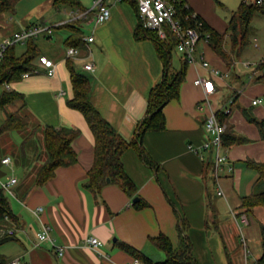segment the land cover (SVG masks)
<instances>
[{"label": "crops", "instance_id": "0c3cea01", "mask_svg": "<svg viewBox=\"0 0 264 264\" xmlns=\"http://www.w3.org/2000/svg\"><path fill=\"white\" fill-rule=\"evenodd\" d=\"M183 1L211 27L227 35L229 24L225 30H219L209 20L204 0ZM105 2L111 9L110 18L101 24L95 23L92 13L85 18L90 32L84 35L85 44L78 47L81 55L72 59L79 72L82 69L89 73L85 76L91 81L94 106L126 140L131 141L147 113L151 89L163 79V63L151 39L135 36L139 22L135 5L129 0ZM39 4V8L34 6L25 14L0 15V47L17 31L37 25L55 27L72 21L73 12L84 5L83 0H43ZM52 6L57 13L51 15V21H33L35 15L41 18L42 11ZM55 33L53 30L49 36L37 37L36 44L40 55L54 60L56 73L47 75L37 58L29 77L6 84L8 90H15L22 96L8 108L10 112L20 110L31 117V126L24 133L28 135L33 127H38L39 137L35 134L34 138L39 141L43 137L41 128L46 126L78 129L79 134L72 142L78 161L57 168L52 179L36 186V172L46 159V153L41 149L38 155L33 147H25V134L19 132L18 150L13 154L6 149L11 144L1 142V139L9 140L10 132L0 135L4 149L0 150V181H7L12 175L17 177V183L7 192L15 198L11 205L21 222L15 231L16 239L10 241L17 247L15 255L3 253L1 259L10 262L20 258L22 264H131L136 258L123 250L120 243L124 242L160 263L167 255L154 238L166 234L175 247L188 240L199 264H234L223 218L230 212L238 225L241 224L242 199L259 187L260 174L251 164H264V139L251 118L264 119V78L260 79L264 75V52L255 69L249 70L252 63L246 61V68L243 64L244 67L240 66L234 49L230 52L225 47L228 58H222L210 42L198 44L196 56L198 60L207 59L209 66L204 67L200 61L188 65L179 98L171 100L163 109L165 128L149 131L143 138L156 168L150 167L133 147L123 154L125 171L138 187L137 197L150 204L138 209L133 204L134 199L118 183L108 182L98 199L85 187L95 158V137L84 115L68 104L74 96L67 65L66 39L70 31L62 28ZM91 34L95 41L87 42L85 37ZM239 46L236 49L241 53L245 47ZM25 51L26 46L22 53ZM89 61L95 63L93 71L84 68ZM181 64L182 56L179 69ZM213 69L221 74H214ZM198 76L211 78L216 90L207 95L204 88L194 82ZM220 110L229 113L233 134L244 139L224 149L228 157L220 171L224 196L217 194L216 186L205 176V163L214 161V153L200 149L209 138L205 126L208 116ZM6 156L11 157V166L2 163ZM210 192L213 196L211 206ZM39 206L44 209L36 215L35 209ZM184 218L188 223L186 234L180 231ZM43 223L51 227L55 243L65 246L63 256H58L49 242L37 244L36 234ZM91 235L101 239L103 245L97 249L90 247L86 238Z\"/></svg>", "mask_w": 264, "mask_h": 264}, {"label": "trees", "instance_id": "16d2710c", "mask_svg": "<svg viewBox=\"0 0 264 264\" xmlns=\"http://www.w3.org/2000/svg\"><path fill=\"white\" fill-rule=\"evenodd\" d=\"M20 0H0V15L3 13L16 12V5ZM131 1L136 8L138 14V5L135 0ZM179 17L186 26H196V23H202V30L211 33L210 46L222 58H228L225 51L226 33H220L211 27L202 17L197 14L196 18L191 17L194 10L185 4L183 0L176 1ZM81 10H87L84 5L79 7ZM260 11L264 13V6L257 4L241 3L238 10L229 22V30H232L233 49L237 46L240 48L250 43L249 28L253 20L254 14ZM139 19V16H138ZM85 19H76L67 21L57 27L68 28L70 31L66 39L68 47H79L85 44V32L82 28ZM239 34H241L240 38ZM137 39H151L157 49L158 55L163 63V79L157 83L150 91L148 97V108L145 117L139 122L136 136L133 140H126L117 129L100 113L91 100V81L76 69L72 58L67 59V65L71 71L74 96L68 100L70 107L79 110L87 120L94 137H95V158L92 167L88 171L87 182L85 187L95 194L97 199L101 195V191L108 184L107 178L111 182L118 183L122 189L133 199L137 198L138 187L129 174L125 171L123 164V154L131 147L137 150L139 156L150 166L156 168V163L148 154L143 138L149 131H160L165 128V115L163 109L171 100L179 98L180 88L185 80L189 63L182 57V64L178 71L171 73L172 53L176 49L177 38L170 33L168 38L162 39L157 32L144 28L143 23L139 19L137 30L135 32ZM24 44L26 51L22 54L17 53V46ZM40 51L36 44V38L31 37L25 43H15L8 46L0 58V111L6 115L4 122L0 125V135L7 132H22L31 126V117L22 113L20 110L15 112L9 111V106L22 96L15 90H8L6 84L17 81L23 77L26 72H33L35 68V60L39 57ZM264 67V63L262 64ZM261 66V67H262ZM264 78V75L260 77ZM218 118L222 124H225L226 130L223 134V145L229 147L237 141L244 139L238 138L233 134L232 127L228 122L229 113L224 110L217 112ZM255 122L264 139V119L258 120L251 118ZM38 127L32 128V133L24 135L25 147L35 150L40 155L41 149L46 153V159L39 166L36 172V186L43 185L52 179L56 170L62 166H71L78 161L77 153L72 147L73 140L78 136L79 130L75 128H56L54 126H46L41 128L42 138L40 141L34 138ZM251 167L255 168L260 176L259 188L249 196L242 199L241 207L243 213L248 215L254 214L259 207H264V164L252 163ZM214 163L208 160L205 163L206 178L215 185L213 176ZM212 193H209V205L211 206ZM138 209L149 206L150 204L143 198H139L133 202ZM249 224V222H248ZM247 224V225H248ZM21 222L18 215L13 211L11 199L5 188L0 184V246L4 243L16 239V229L20 228ZM13 230V234L9 231ZM188 223L186 219L181 220L180 231L187 233ZM262 235V254L254 264H264V224L261 225ZM187 239V238H186ZM156 245L162 249L167 259L160 263L153 262L149 257L137 250L133 246L121 242L120 245L129 254L134 256L144 264H199L192 254L191 243L183 241L179 247H175L171 239L166 234H160L154 238ZM6 258L0 260V264H8Z\"/></svg>", "mask_w": 264, "mask_h": 264}, {"label": "built area", "instance_id": "2783aa9c", "mask_svg": "<svg viewBox=\"0 0 264 264\" xmlns=\"http://www.w3.org/2000/svg\"><path fill=\"white\" fill-rule=\"evenodd\" d=\"M135 1L138 5V16L143 23L144 28L157 32L159 37L162 39L168 38L170 33L174 34L177 38L176 49L189 64H194L200 61L204 67L209 66V61L207 59L202 57L200 60H198L196 54L197 46L201 41L210 42L211 33L202 30L201 22L196 23V26H186L183 20L179 17L176 4L177 0ZM244 3L264 6V0H244ZM91 13H94L95 15V23L101 24L110 18L111 9L105 0H95L91 10L87 9L74 11L73 18L71 20L85 19ZM191 17L196 18L197 14L194 12ZM53 30V26L37 25L15 32L12 36L6 38L1 44L0 58L8 46L15 43H25L31 37L37 38L41 35L49 36L52 34ZM85 40L87 42H94V34L88 35L85 37ZM79 55H81L80 48L68 47L67 57L72 58ZM38 63L41 65V67L46 69L47 75L53 76L56 73L57 66L53 59L45 55H40L38 57ZM84 68L93 71L95 69V63L93 61H89L84 64ZM213 73L217 75L221 74L218 69H213ZM30 75L31 74L29 72H26L23 77H29ZM194 82L196 85L202 86L207 95L213 93L216 90L213 80L209 77L198 76ZM254 102L257 103L258 100H254ZM223 109L225 111L228 110L226 106H224ZM205 126L209 133V138L203 143L200 149L206 151L212 150L214 153L213 176L215 179V186L217 189V194L224 196L225 193L221 186L220 171L223 169L222 166L227 162L228 158L226 153H224L225 147L223 145V134L225 133L226 126L220 122L216 111H212V113L208 116ZM2 163L7 166H11V157H4L2 159ZM230 169H232V167H230ZM17 181V177L12 175L7 181H0V184L3 188H5V190L11 192L12 186L15 185ZM43 209L44 208L42 206L37 207L35 209V214H40ZM240 220L242 223H244V225L248 224V217L245 213L240 215ZM50 231L51 227L48 224L43 223L41 230L36 234L37 244L40 245L44 242H49L56 254L58 256H63L65 252V246L57 245L51 236ZM9 232L13 234V230H10ZM242 242L246 248L247 242L244 236ZM86 243L94 249H97L103 245V241L93 235L86 238ZM246 251L248 252L247 248ZM8 264H22V261L20 258H17L11 260ZM131 264H140V261L135 259Z\"/></svg>", "mask_w": 264, "mask_h": 264}, {"label": "rangeland", "instance_id": "374dc122", "mask_svg": "<svg viewBox=\"0 0 264 264\" xmlns=\"http://www.w3.org/2000/svg\"><path fill=\"white\" fill-rule=\"evenodd\" d=\"M41 2H43V0H20L16 5L17 12L15 13V15H19L23 13L25 14V12L29 10L32 11L34 6H36V8H39L40 7L39 3ZM242 2L244 1L243 0H204V4H206V8L210 14L208 15V18L219 30L226 29L230 20L232 19L233 15L238 10ZM83 3L85 7L91 8L93 5V0H83ZM54 6H58V5H54ZM54 6H52L50 9L47 7L45 11H42L40 16L41 18H39V15H35L33 21L34 22L36 21L45 22L48 20L51 21L50 20L51 15L57 11L56 7ZM8 14L11 15L10 13ZM92 14L93 16L91 18H95L94 13ZM49 23H54V22H49ZM89 25L90 24L84 23V25L82 26L85 33L90 32ZM53 29L57 33L60 32L62 28L55 26L53 27ZM231 34H232V30H229L226 35V43H225L226 49L229 50L230 52L233 51V38ZM239 35H240L239 37L242 38L241 34ZM249 37H250V43L247 46H245L244 50L240 53L236 49L234 52H235L236 60L239 61L240 66L242 67L245 66L244 68H246L247 66L244 64V62L250 61L252 65H250L248 69L254 70L256 67V63L260 61L261 53L264 52V14H262L260 11L254 14L253 20L249 28ZM257 45L259 47H257ZM23 50H25V45L19 44L17 46V52L21 54ZM172 55H173L172 56L173 67L171 71L176 72L179 69L182 55L177 51V49L173 50ZM80 72L83 73L84 75L89 74L82 69H80ZM5 118L6 115L4 113H0V125L4 122ZM33 118L35 117L33 116ZM9 134H10L9 140L5 138L3 140L1 139V142L6 143L5 145L10 143L11 146L7 147L6 149L11 150L12 151L11 153L14 154L15 151L18 150L17 144L19 143L20 140L19 134L21 133L17 131H13L10 132ZM36 135L39 137L38 131ZM0 150L4 151L1 143H0ZM9 198L11 199L12 202H15V198L12 195L9 194ZM235 211L236 214H238V210L236 209ZM223 220L225 221L224 229H225L226 237L229 241L231 240V245H229V250L231 252L230 254L232 255L233 263L254 264L262 254L261 225L264 224V207H259L258 209L255 210L254 214L250 216L248 215V222L250 224L249 226L244 225V223H242L240 219L239 221L241 222V224L238 225L234 216L230 212L224 216ZM210 221L212 222L211 219ZM240 226L243 228L242 230ZM230 230L234 233L231 238L230 236L232 232H230ZM243 236L247 242L246 248L248 249V252L246 251V248L242 242ZM13 246L15 249L14 248L12 249ZM16 248L17 247L13 242H10L2 247L0 246V259H1V254L3 253L8 254L9 256H14L17 251Z\"/></svg>", "mask_w": 264, "mask_h": 264}, {"label": "water", "instance_id": "95a60500", "mask_svg": "<svg viewBox=\"0 0 264 264\" xmlns=\"http://www.w3.org/2000/svg\"><path fill=\"white\" fill-rule=\"evenodd\" d=\"M107 181L110 182L111 179H110V178H107ZM138 199H139V197L135 198V199H134V202L137 201Z\"/></svg>", "mask_w": 264, "mask_h": 264}]
</instances>
